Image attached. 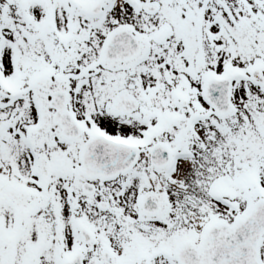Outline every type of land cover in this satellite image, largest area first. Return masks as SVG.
Masks as SVG:
<instances>
[{
    "label": "snow or ice",
    "instance_id": "obj_1",
    "mask_svg": "<svg viewBox=\"0 0 264 264\" xmlns=\"http://www.w3.org/2000/svg\"><path fill=\"white\" fill-rule=\"evenodd\" d=\"M0 264H264V0H0Z\"/></svg>",
    "mask_w": 264,
    "mask_h": 264
}]
</instances>
